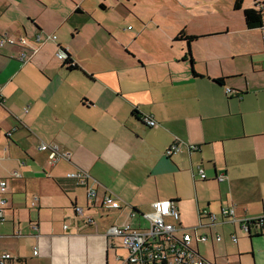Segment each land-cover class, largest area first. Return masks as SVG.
Returning a JSON list of instances; mask_svg holds the SVG:
<instances>
[{
	"label": "crops",
	"instance_id": "obj_1",
	"mask_svg": "<svg viewBox=\"0 0 264 264\" xmlns=\"http://www.w3.org/2000/svg\"><path fill=\"white\" fill-rule=\"evenodd\" d=\"M105 1L0 0V35L26 36L33 47H0V179L8 181L0 255L12 257L5 264H128L108 228L148 226L143 215L165 199L183 228L207 235L194 240L200 256L206 242L215 264H264V221L248 231L221 216L233 204L240 219L264 218V60L246 70L231 65L234 50L212 52L226 31L185 13L172 28L158 26L160 41L147 27L126 36L102 15ZM183 30L198 36L192 59L187 42L174 41ZM39 33L42 44L33 40ZM60 52L79 68L70 70ZM42 143L71 155L52 165ZM71 171L90 175L94 202L67 178ZM108 192L118 207L103 203ZM204 209L221 221L200 226Z\"/></svg>",
	"mask_w": 264,
	"mask_h": 264
},
{
	"label": "built area",
	"instance_id": "obj_2",
	"mask_svg": "<svg viewBox=\"0 0 264 264\" xmlns=\"http://www.w3.org/2000/svg\"><path fill=\"white\" fill-rule=\"evenodd\" d=\"M259 8H261L263 19L260 31L264 40V2H260ZM48 37L56 38L55 35ZM33 40L36 43L42 44L44 43V36L39 33ZM16 44L33 48L30 46V40L26 36L15 39L7 35H0V47ZM58 56L61 59H65L63 52H60ZM226 91L232 93L233 89L228 87ZM142 119L144 123L151 127L158 124L150 116H142ZM39 149L49 153V161L52 165H56L62 159H68L71 155L70 152L65 151L58 144L42 143ZM178 150V146L174 145L169 153ZM13 176L20 177V174L18 171H14ZM66 176L68 179L74 180L78 185L85 186L88 201L94 202L98 192L96 188L88 186L90 175L87 172L71 171ZM198 176L201 179H207L203 167H199ZM216 178L220 182L227 180L225 174H221ZM7 186L8 181L0 179V224L6 220L4 211L7 205ZM103 203L113 207L119 206V203L109 192L103 196ZM75 213L78 217L83 216L85 209L76 205ZM143 216L149 220V224L146 227H136L129 222H125L123 224L111 225L107 230L108 236L120 239L122 246L128 251V264H215L211 260L200 256L193 246L194 240L196 242L198 240L207 241V235L199 237L197 233L198 227H195L193 232L183 228L179 224L181 218L180 211L174 202L167 199L158 200L154 202L153 210L145 213ZM200 216L202 219L200 226H210L218 223L220 220L219 215L211 212L209 209L200 211ZM221 216L232 223L243 221L246 230L249 229L248 223L251 220L247 218L240 219L236 214V206L233 204L224 207L221 211ZM204 219H208V222H205ZM64 228H68V224H65ZM231 238L234 243L238 242L236 235L233 234ZM216 239L217 241H221L222 235L218 234ZM37 253L38 250L36 249L34 254ZM10 259H12L11 254H1L0 264H5V260Z\"/></svg>",
	"mask_w": 264,
	"mask_h": 264
},
{
	"label": "rangeland",
	"instance_id": "obj_3",
	"mask_svg": "<svg viewBox=\"0 0 264 264\" xmlns=\"http://www.w3.org/2000/svg\"><path fill=\"white\" fill-rule=\"evenodd\" d=\"M256 2L264 0H243L242 9L236 10L235 0H106L104 3L108 8L102 15L110 23L113 22L117 30L124 29L126 36L147 27L151 33L150 37H157L158 40H162L158 26L164 29L172 28L176 26L174 22L184 13L189 19L197 16L199 18L195 20L205 27L226 31L213 39L218 41L221 47L212 49V52L228 53L234 50L236 56L231 65L246 70L252 67V62L264 60V40L260 29H248L244 22L243 11L254 7ZM155 15L158 17L153 20ZM148 223V219L144 220V224ZM200 245L201 254L210 258L211 245L206 242ZM193 246L196 247L195 241ZM119 252L124 255L123 250Z\"/></svg>",
	"mask_w": 264,
	"mask_h": 264
},
{
	"label": "trees",
	"instance_id": "obj_4",
	"mask_svg": "<svg viewBox=\"0 0 264 264\" xmlns=\"http://www.w3.org/2000/svg\"><path fill=\"white\" fill-rule=\"evenodd\" d=\"M259 4L260 2H256L254 7L251 8H247L243 11L244 14V22L245 25L248 29H260L263 23V19H262V11L261 8H259ZM243 7V0H235L234 3V8L236 10H241ZM198 38L197 35H189L186 33L185 30L181 31L174 39V41H185L187 42L188 45V54L191 58V43L196 40ZM192 59V58H191ZM65 65L70 69H74L77 70L79 67L74 64L72 58L68 55L65 57ZM195 75H198V73L194 72ZM224 78H218L216 79V82H218V84L224 85ZM61 184V183H60ZM64 191L67 192L64 188ZM73 207H76V204H73ZM136 211V210H135ZM264 221V218H258L256 220H251L248 223V226H250V224H256L257 222H262Z\"/></svg>",
	"mask_w": 264,
	"mask_h": 264
},
{
	"label": "water",
	"instance_id": "obj_5",
	"mask_svg": "<svg viewBox=\"0 0 264 264\" xmlns=\"http://www.w3.org/2000/svg\"><path fill=\"white\" fill-rule=\"evenodd\" d=\"M248 231H249V229H248Z\"/></svg>",
	"mask_w": 264,
	"mask_h": 264
}]
</instances>
